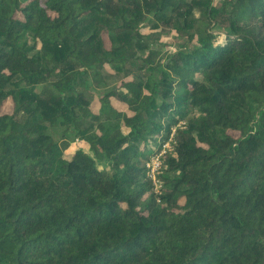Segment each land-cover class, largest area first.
<instances>
[{"label": "trees", "instance_id": "trees-1", "mask_svg": "<svg viewBox=\"0 0 264 264\" xmlns=\"http://www.w3.org/2000/svg\"><path fill=\"white\" fill-rule=\"evenodd\" d=\"M0 264H264V0H0Z\"/></svg>", "mask_w": 264, "mask_h": 264}, {"label": "rangeland", "instance_id": "rangeland-1", "mask_svg": "<svg viewBox=\"0 0 264 264\" xmlns=\"http://www.w3.org/2000/svg\"><path fill=\"white\" fill-rule=\"evenodd\" d=\"M144 30H147L148 29V26H145L144 28H143ZM175 42H176V40L175 39H173V37L171 36V37H162L160 40H159V43L158 44H160V46L161 45H164V47H162L161 48V50H162V54H164V53H172V52H174L175 51V49H176V46H175ZM222 42V38H219V40H218V43H221ZM154 46V45H153ZM108 87H106V88H109V87H112V86H114V85H116L117 84V80H111V81H109L108 82ZM89 89L92 91L93 90V87L91 86V85H89ZM3 111L4 112H9L10 111V104L9 103H7L4 107H3ZM62 131V129L61 128H57L56 129V132L58 133V134H60V132ZM69 136V139H70V146L68 147V149L65 151V157L66 158H69L70 157V155L75 151V149L76 148H83V150L86 152L87 151V149L84 147V146H80V143H74V141H73V138H72V136L71 135H68ZM103 167V164H101V163H97V168H102Z\"/></svg>", "mask_w": 264, "mask_h": 264}, {"label": "built area", "instance_id": "built-area-1", "mask_svg": "<svg viewBox=\"0 0 264 264\" xmlns=\"http://www.w3.org/2000/svg\"><path fill=\"white\" fill-rule=\"evenodd\" d=\"M77 143H80V142L77 141ZM166 150H170L169 142L165 143L162 146L160 152L157 155L152 156L145 165L146 176L151 181L153 191L158 196L161 194V184L159 182L158 175L161 173V167H162L161 158L166 152ZM157 202H159V200H157Z\"/></svg>", "mask_w": 264, "mask_h": 264}, {"label": "crops", "instance_id": "crops-1", "mask_svg": "<svg viewBox=\"0 0 264 264\" xmlns=\"http://www.w3.org/2000/svg\"><path fill=\"white\" fill-rule=\"evenodd\" d=\"M80 146H83V144L80 142Z\"/></svg>", "mask_w": 264, "mask_h": 264}]
</instances>
